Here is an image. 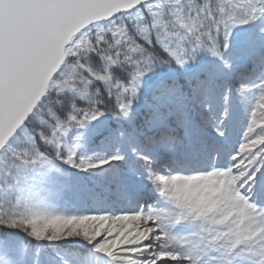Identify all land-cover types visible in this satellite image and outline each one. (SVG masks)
Masks as SVG:
<instances>
[{"label": "snow or ice", "instance_id": "snow-or-ice-1", "mask_svg": "<svg viewBox=\"0 0 264 264\" xmlns=\"http://www.w3.org/2000/svg\"><path fill=\"white\" fill-rule=\"evenodd\" d=\"M0 264H264V0H0Z\"/></svg>", "mask_w": 264, "mask_h": 264}, {"label": "rangeland", "instance_id": "rangeland-1", "mask_svg": "<svg viewBox=\"0 0 264 264\" xmlns=\"http://www.w3.org/2000/svg\"><path fill=\"white\" fill-rule=\"evenodd\" d=\"M185 190H187V188Z\"/></svg>", "mask_w": 264, "mask_h": 264}]
</instances>
